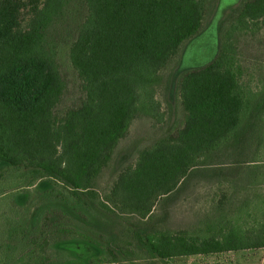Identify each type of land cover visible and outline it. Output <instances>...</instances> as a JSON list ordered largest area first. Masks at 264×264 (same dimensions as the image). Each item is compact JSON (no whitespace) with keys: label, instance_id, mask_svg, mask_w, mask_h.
I'll use <instances>...</instances> for the list:
<instances>
[{"label":"trees","instance_id":"16d2710c","mask_svg":"<svg viewBox=\"0 0 264 264\" xmlns=\"http://www.w3.org/2000/svg\"><path fill=\"white\" fill-rule=\"evenodd\" d=\"M215 4L0 0V264H158L264 248V63L249 71L241 51L264 28V0L230 6L215 54L180 74L181 119L119 154L134 121L162 124L165 71ZM72 11L68 59L82 96L60 113L66 85L50 37ZM197 179L208 207L173 223Z\"/></svg>","mask_w":264,"mask_h":264},{"label":"rangeland","instance_id":"374dc122","mask_svg":"<svg viewBox=\"0 0 264 264\" xmlns=\"http://www.w3.org/2000/svg\"><path fill=\"white\" fill-rule=\"evenodd\" d=\"M241 0H216L215 9L206 18L202 31L193 39L186 42L175 61L165 71L168 80L167 91L160 93L157 100L160 101L161 111L164 113L162 124H153L148 119L134 121L130 127L129 134L119 145V154L122 159L133 155L138 149L160 133L164 128L172 127L181 119V113L176 98V84L180 74L191 67L199 66L210 60L217 50L216 27L218 22L225 16L230 6L236 5ZM24 19H28V12H23ZM80 14L73 11L67 15L65 22L56 25L51 31V40L56 42L57 63L59 72L66 85L65 91L56 111L63 113L65 110L75 107L81 99L80 82L72 69L68 59V49L75 34V26L79 23ZM25 27V24H23ZM245 46H241L244 67L254 70L259 63H264V28L259 35L245 40ZM255 80V79H254ZM253 80L252 85H255ZM167 123V124H166ZM191 188L186 195L181 197L173 205V223H193L200 213L208 207L211 191L207 184L193 180ZM158 213V209L156 211ZM120 264H150L146 260H133ZM158 264H264V248L245 250L238 252H227L206 256H192L177 258L166 263Z\"/></svg>","mask_w":264,"mask_h":264}]
</instances>
